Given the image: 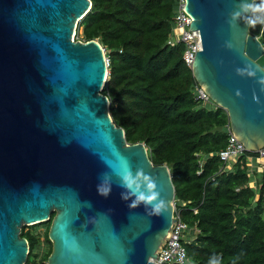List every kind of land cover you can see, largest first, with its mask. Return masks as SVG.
Returning <instances> with one entry per match:
<instances>
[{"label":"water","instance_id":"95a60500","mask_svg":"<svg viewBox=\"0 0 264 264\" xmlns=\"http://www.w3.org/2000/svg\"><path fill=\"white\" fill-rule=\"evenodd\" d=\"M240 2L185 0L201 38L190 67L226 109L231 132L257 150L264 146V24L241 18L230 26ZM90 7L91 0H0V264H24L21 227L53 211L47 264H155L176 223L168 164H154L145 143L127 142L112 120L102 44L73 38ZM248 65L256 76L237 73ZM125 164L157 178L163 214L122 199L116 173ZM105 172L112 177L106 198L97 192Z\"/></svg>","mask_w":264,"mask_h":264},{"label":"trees","instance_id":"16d2710c","mask_svg":"<svg viewBox=\"0 0 264 264\" xmlns=\"http://www.w3.org/2000/svg\"><path fill=\"white\" fill-rule=\"evenodd\" d=\"M175 8L176 0H91L77 34L107 50L102 92L127 142L143 141L149 159L170 168L175 214L186 224L182 264H208L213 255L222 264H264V164L252 167L259 154L246 148L229 168L220 157L231 134L228 114L197 95L184 43H167ZM54 212L21 227L29 245L24 264H47Z\"/></svg>","mask_w":264,"mask_h":264},{"label":"clouds","instance_id":"9594fccd","mask_svg":"<svg viewBox=\"0 0 264 264\" xmlns=\"http://www.w3.org/2000/svg\"><path fill=\"white\" fill-rule=\"evenodd\" d=\"M241 18L251 27H255L257 24H264V0H258V2L257 0H241L238 10L230 13L228 22L230 26L235 27ZM226 47L232 48L233 45L231 42H226ZM237 73L242 76H256L257 69L248 65L243 69H237ZM259 83L264 86V77L259 78ZM116 175L120 181L119 186L124 189L121 193L122 199L131 201L129 207L134 208L143 203L146 210L150 209V215H161L167 210V201L158 190L155 176L146 173L142 168L136 169L135 173H133L130 164H125L123 170L116 173ZM111 191L112 177L107 172L102 173L100 183L97 185V192L106 198ZM208 264H222V258L213 255L210 257Z\"/></svg>","mask_w":264,"mask_h":264},{"label":"built area","instance_id":"2783aa9c","mask_svg":"<svg viewBox=\"0 0 264 264\" xmlns=\"http://www.w3.org/2000/svg\"><path fill=\"white\" fill-rule=\"evenodd\" d=\"M184 4L185 0H176V8L173 19L174 24L167 39V43L174 44L180 41L183 42L185 46L183 58L186 64L191 66L196 51L200 49L201 38L197 29L190 28L189 25L192 17L185 10ZM106 62L107 64L109 63L108 56H106ZM196 91L197 95L204 99L205 103H209V101H211L202 86L199 85ZM230 133L227 145L219 151L220 157L225 161L234 159L245 148V146L236 138L231 130ZM256 151L259 154L257 158H264V146L260 147ZM175 211L176 207L174 200V217L176 218V223L174 226H171V235L169 239H165V243L160 247L161 251H157V258L154 259L155 264H182L187 260L185 249L180 242L181 238L185 236L186 224L180 220L179 215L175 214Z\"/></svg>","mask_w":264,"mask_h":264},{"label":"crops","instance_id":"0c3cea01","mask_svg":"<svg viewBox=\"0 0 264 264\" xmlns=\"http://www.w3.org/2000/svg\"><path fill=\"white\" fill-rule=\"evenodd\" d=\"M232 162H233V160H230L227 163L228 168L231 166V163ZM249 164L252 167L256 166L257 169H260L263 166V164H264V158H257L255 161L253 159H250ZM250 184L252 185L253 184V181H251Z\"/></svg>","mask_w":264,"mask_h":264},{"label":"rangeland","instance_id":"374dc122","mask_svg":"<svg viewBox=\"0 0 264 264\" xmlns=\"http://www.w3.org/2000/svg\"><path fill=\"white\" fill-rule=\"evenodd\" d=\"M73 38L74 39H79V36H78V34H77V27L75 28V31L73 32ZM104 48V47H103ZM104 52H105V54H107V50L106 49H104ZM41 227H43V226H41ZM40 229V228H39ZM43 246H44V248H45V244H43Z\"/></svg>","mask_w":264,"mask_h":264}]
</instances>
